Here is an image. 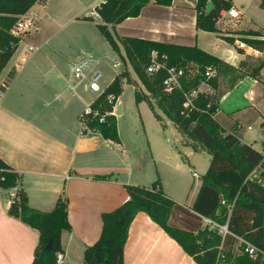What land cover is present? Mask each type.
<instances>
[{
    "label": "crops",
    "instance_id": "0c3cea01",
    "mask_svg": "<svg viewBox=\"0 0 264 264\" xmlns=\"http://www.w3.org/2000/svg\"><path fill=\"white\" fill-rule=\"evenodd\" d=\"M103 1L45 0L36 3L27 14L22 16L23 20H31L34 24L23 39L32 31L37 33L40 28L42 31L49 29V39L41 45L28 43L20 52L17 50L6 66L9 67L6 75L0 81V85L7 84L5 94L0 101V159L20 174L18 189L26 192L32 208L49 212L61 195L68 199V220L71 230L62 233L63 264H66L74 253L83 259L85 250L101 235L102 214L113 211L129 198L125 188L127 185L149 186L159 177L156 173L153 175L146 161L142 162L138 159L135 155L136 151L124 141L118 118L120 143L105 140L98 133L81 134L80 117L86 107L99 95L89 101L87 93L93 90L87 83L82 84V90H80L81 84L76 86L74 93L69 90V85L72 83L71 64L82 57L71 56L68 49L59 46V41L63 33L62 29L67 24L65 19L68 23L84 25L91 23L97 27L102 20L93 12ZM232 2V10L238 12L239 16L232 18L228 12H223L218 22L220 33L197 30L195 10L197 0H173L171 6H160L155 0H150L140 16L126 19L118 24L114 29V35L117 39L134 37L184 46H198L232 66L239 67L246 55H254L258 58L261 52L256 49L254 50L260 54L250 52L249 46L245 52L244 49H240L238 45L242 41L238 33L247 30L262 33L264 31L247 24L243 6L240 9L236 0ZM260 4L261 0L258 2L259 8H261ZM211 8L212 4L209 2L207 10ZM86 17H92L93 21L86 20ZM94 17L99 22H95ZM235 21L234 26H238L239 23V28L225 33L223 25L229 26V23ZM243 21L246 23L241 27ZM210 35L216 37L211 44L206 41ZM224 37L235 39L233 44H236V50L223 48ZM119 45L124 54L123 47L120 43ZM29 46H35L38 50L29 53L27 51ZM43 46L49 48L41 52ZM86 56L93 59L91 55ZM100 59V57L97 60L93 59V64L98 63ZM129 67L131 68L130 65ZM11 72L13 78L9 80L8 76ZM245 80L259 82L246 76L225 91ZM201 91L207 90L201 89ZM261 91L264 94L263 85ZM222 93L219 97L220 110L216 116L218 121L219 115L225 111L221 106ZM118 105L122 106V115L123 104L119 100ZM249 106L264 117L260 103H251ZM246 107L248 106L243 108ZM225 112L232 119L235 113L242 110L229 109ZM159 115L162 121H158L166 130L167 117L164 114V116ZM236 123L239 122L236 121L231 127H223L229 131L234 129ZM238 127L242 129L243 125L239 123ZM241 137L243 142L252 144L245 137ZM263 137L262 127L261 142ZM166 142H169L168 139ZM184 144L191 146L187 144L185 138ZM258 151L264 153L263 148ZM161 182L165 193L178 202V199L166 190L164 182ZM201 183L200 181L194 192L191 207L185 205L182 207H187L205 227L202 217L191 209ZM10 193L0 188V264H32L39 234L9 216ZM175 215L173 212L171 224L176 221ZM177 226L191 230L185 223L180 222ZM124 261L126 264H197L163 228L142 212L136 215L130 226L124 249Z\"/></svg>",
    "mask_w": 264,
    "mask_h": 264
},
{
    "label": "trees",
    "instance_id": "16d2710c",
    "mask_svg": "<svg viewBox=\"0 0 264 264\" xmlns=\"http://www.w3.org/2000/svg\"><path fill=\"white\" fill-rule=\"evenodd\" d=\"M45 0H0V75L6 68L24 35L14 36L12 30L22 16ZM150 0H104L95 11L102 22L100 33L118 54L125 66L129 64L138 81L125 69L90 104L98 116L86 115L89 131L105 140L120 143L117 117L113 112L123 93L124 83L135 87L137 104L146 102L162 121L157 109L172 121L187 144L197 152H207L211 159L208 170L201 177V186L192 211L218 224L228 225L230 235L224 241L218 230L205 226L200 230H186L170 223L177 202L169 197L160 177L149 186L127 185L129 198L121 206L102 214V232L99 239L83 255L84 264H126L124 249L130 226L140 212L165 230L197 264H264V153L252 144L242 141L236 130L225 129L217 120L219 112L220 81L224 77L234 86L246 76L261 77L264 60L251 65L243 60L234 67L198 46H184L142 38H116L115 27L129 18L140 16ZM173 0H155L160 6H171ZM212 8L207 10L208 3ZM260 7L264 9V0ZM233 9L232 0H197L196 28L209 33H220L218 22L223 12ZM86 20L93 21L92 17ZM240 39L247 46L264 51V33L255 30L240 31ZM235 43L234 38H224ZM123 47L124 54L120 49ZM161 67L149 73L153 54ZM174 69L179 85L168 90L165 82ZM210 73V75H208ZM13 78L11 72L8 79ZM139 83L143 88L139 87ZM7 85V84H6ZM206 85L209 90L201 91ZM196 92V94H194ZM264 92V91H263ZM188 106L185 104L188 103ZM107 114L105 121L100 116ZM263 136H264V123ZM264 150V137L262 140ZM21 176L0 159V188L16 196L11 199L9 216L36 230L39 234L32 264H57L63 253L62 233L71 230L68 220V199L61 195L54 208L42 212L29 205L26 192L18 189ZM236 237L250 242L263 253L255 257L243 251ZM52 238L50 251L46 246Z\"/></svg>",
    "mask_w": 264,
    "mask_h": 264
},
{
    "label": "rangeland",
    "instance_id": "374dc122",
    "mask_svg": "<svg viewBox=\"0 0 264 264\" xmlns=\"http://www.w3.org/2000/svg\"><path fill=\"white\" fill-rule=\"evenodd\" d=\"M238 7L243 8L244 19L248 20L249 25L256 26L264 31V10L259 8L258 2L260 0H236ZM95 22L99 20L94 17ZM66 21L65 28L62 29L63 33L59 41V46L69 50V54L75 58L91 55L93 59L97 60L101 58L98 63L92 65L89 75L92 71L101 73V79L98 82L100 91L87 93L89 101L96 95H99L104 88L114 79L116 75L127 69L132 78L138 81L136 74L132 71V68L122 66L118 68L113 67V60H120L118 54L110 47L104 36L100 33L96 25L94 24H80V23H68ZM246 22H242V26ZM235 22L223 25V29L226 32L239 28L234 26ZM216 38L210 35L206 39L207 43L211 44ZM230 38V37H224ZM49 39V29L46 31L40 30L37 33L34 31L27 35L18 47V52L24 49L28 43L33 45H41L45 40ZM229 40V39H228ZM53 44V43H52ZM58 44V43H57ZM208 44V45H209ZM224 49H235L236 44L224 40L222 43ZM209 47V46H208ZM49 46H43L41 52L47 50ZM16 50V51H17ZM247 50L244 49V52ZM17 52V53H18ZM252 54V53H251ZM254 55H246L245 61L249 64L257 65L258 60ZM259 60H264V51L258 55ZM9 67H7L0 75V81L6 75ZM259 82H250L248 80L242 81L234 88L225 91L233 87L229 82L228 77H224L220 81V86L217 94L220 96L222 93L221 106L226 111L229 109L238 110L242 112L235 113L231 119L226 112L219 115V121L224 127H231L236 121L243 125L242 129L238 127L239 123H236L233 127L239 134L246 138V140L253 144L255 149L260 150L262 139V127L261 124L264 121V117L259 115L256 110L251 108L249 104L260 103L263 107L264 114V94L261 91V86L264 84L261 80ZM261 83V84H260ZM139 87L143 86L139 83ZM82 84L80 85V90ZM144 89V88H143ZM201 89L209 90L206 85H203ZM119 101L123 104V114L117 116L118 125L123 135L124 141L127 145L136 151L138 159L145 160L149 170L156 173L164 182L166 190L174 195L178 200L177 207L174 210L176 214V221L172 223L173 226L177 224L185 223L189 225L191 230L203 229L201 221L196 218L187 207H191L194 192L197 186L200 184L201 177L204 175L210 164V155L203 152H196L191 146L184 144V138L182 134L177 130L174 124L166 119L168 128L165 130L161 123L155 118L152 109L142 102L137 104L135 101V87L131 84L124 83L123 93L119 98ZM88 104H86L87 106ZM246 108H243L245 106ZM85 106V107H86ZM163 115L161 110L157 111ZM164 116V115H163ZM165 130V131H164ZM168 139L169 142H166ZM177 146V147H176ZM154 155V156H153ZM159 166V168H158ZM196 172L199 177H193L192 173ZM192 188V190H191ZM183 221V222H182ZM179 227V226H177ZM66 264H84L83 259L78 254H73L71 259H68Z\"/></svg>",
    "mask_w": 264,
    "mask_h": 264
},
{
    "label": "built area",
    "instance_id": "2783aa9c",
    "mask_svg": "<svg viewBox=\"0 0 264 264\" xmlns=\"http://www.w3.org/2000/svg\"><path fill=\"white\" fill-rule=\"evenodd\" d=\"M93 14L97 15L98 13L96 11H94ZM228 14L232 18H237L239 16L238 12H235L234 10H230L228 12ZM33 25L34 24L31 20H23L21 18L20 21L18 22V24L12 30V34L14 36H21V35L27 34V32H29V30L31 29V27ZM238 47L240 49L248 48V46L243 42H240ZM248 49L250 50V52H254L255 54H260L258 51H255L254 48L249 47ZM37 50H38V48L35 46H29L27 49V51L29 53H33ZM93 63H94V61L91 57L85 56V57H82V58L74 61L71 64L72 83L69 85V90L72 93L75 92L77 85L84 84V83H87L91 90H93L95 92L100 91V86H99L98 82L100 81V79L102 77L101 73L97 72V71H92V74L89 75V72L92 68ZM122 64L123 63L120 60H113V67L114 68H118V67L122 66ZM160 67H161V65L155 59V53H154L152 63L150 65V67L148 68V72L154 73ZM170 74H171V77L169 78V80H167L165 82L169 91L171 90L173 84L179 85L177 75H181L182 72H179L178 74H176L174 69H171ZM208 75H210V73H208ZM261 77H262V80L264 81V66L262 68ZM6 89H7L6 83H3L0 85V101H1L2 97L4 96ZM194 94H196V92H194ZM188 104H189V102L186 103L185 105L188 106ZM116 107H117V105L115 106L113 112H111L110 114L116 115ZM86 115L98 116L99 113H98V111H94L90 105L86 107V109L84 110V112L82 113V115L80 117L81 134H83V135L87 134L88 132H91V131H89L88 125H87L86 121L84 120V116H86ZM106 116H107V114L101 115L100 116V122H104ZM193 176L196 178L199 177L198 174L195 172L193 173ZM15 196H16V189H13L10 193V198L13 199ZM202 220H203L204 226H208L211 229L218 230L219 234L223 238V241L228 235L231 234L229 229H228L227 224L221 225V224H218L217 222H215L209 218H205V217H202ZM236 239L238 240L239 245H241L243 247V251L245 253L249 254L250 256L255 257L258 254L263 253L261 250H259L255 246H253L250 242H248L244 238L236 237ZM63 262H64V256L62 253H59L58 257H57V264H63Z\"/></svg>",
    "mask_w": 264,
    "mask_h": 264
},
{
    "label": "water",
    "instance_id": "95a60500",
    "mask_svg": "<svg viewBox=\"0 0 264 264\" xmlns=\"http://www.w3.org/2000/svg\"><path fill=\"white\" fill-rule=\"evenodd\" d=\"M121 113H122V106L118 105L116 107V115L119 116V115H121ZM52 245H53V240H52V238H50V240L46 246V250L50 251L52 249Z\"/></svg>",
    "mask_w": 264,
    "mask_h": 264
}]
</instances>
